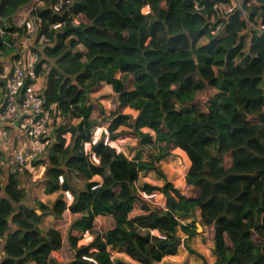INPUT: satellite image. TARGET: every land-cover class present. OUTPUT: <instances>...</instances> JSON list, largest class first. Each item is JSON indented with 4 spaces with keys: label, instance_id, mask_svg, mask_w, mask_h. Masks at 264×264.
I'll return each instance as SVG.
<instances>
[{
    "label": "clouds",
    "instance_id": "1",
    "mask_svg": "<svg viewBox=\"0 0 264 264\" xmlns=\"http://www.w3.org/2000/svg\"><path fill=\"white\" fill-rule=\"evenodd\" d=\"M78 2L0 0V264H264V0Z\"/></svg>",
    "mask_w": 264,
    "mask_h": 264
},
{
    "label": "trees",
    "instance_id": "2",
    "mask_svg": "<svg viewBox=\"0 0 264 264\" xmlns=\"http://www.w3.org/2000/svg\"><path fill=\"white\" fill-rule=\"evenodd\" d=\"M5 2L7 3V0H5ZM179 3H184V0H178ZM209 2V0L207 1V3ZM94 3V0H85V3H77L75 5V8L73 9L74 12H80L81 10H84L86 7L92 5ZM125 3V0H120V2L116 5L118 8L119 7H123ZM186 7H191L192 6V0H187V3L185 4ZM0 7H3L2 5H0ZM51 11V10H49ZM57 18H59V13H56L55 14ZM108 15L111 16L112 13L111 12H108ZM202 17H199L198 15L196 17L193 18V23L201 20ZM233 19L235 20L236 17H233ZM0 23H3V21H0ZM230 27V26H229ZM13 30V29H12ZM204 32L207 31V28H205L203 30ZM64 36H67L68 33H64L63 34ZM255 39V38H254ZM75 43V42H74ZM216 41H213V46L215 45ZM261 45H264V36L260 37L259 40L257 41V48L254 49L256 51H260V52H264V49L260 48ZM208 51L210 52L211 51V48L208 49ZM79 55H81L80 53H77L76 57H73L72 53L71 52H68V53H65V55L61 58V61L60 62H65V61H72L74 62L78 57ZM201 59H205L204 57H201ZM211 134V133H209ZM228 181L229 183H234L235 180L233 178H228ZM219 187V185H218ZM20 214H18L19 216ZM19 218V217H18ZM221 219H224L223 217H221ZM252 235H254L253 233H246V236L248 237H251ZM246 247L245 246H242L241 248L238 249L239 252L241 253H246V254H249L251 253V242L250 240L246 242ZM173 255H175V253H173ZM233 259H236V257H234ZM262 260H264V258H262ZM5 264H9L8 261H5ZM241 264H243V262H241ZM257 264H261V262H257Z\"/></svg>",
    "mask_w": 264,
    "mask_h": 264
},
{
    "label": "built area",
    "instance_id": "3",
    "mask_svg": "<svg viewBox=\"0 0 264 264\" xmlns=\"http://www.w3.org/2000/svg\"><path fill=\"white\" fill-rule=\"evenodd\" d=\"M207 1H208V0H205V3H207ZM8 31H12V29L10 28V29H8ZM14 59H19V54H17V55L14 57Z\"/></svg>",
    "mask_w": 264,
    "mask_h": 264
}]
</instances>
